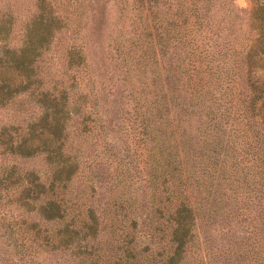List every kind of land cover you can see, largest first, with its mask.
<instances>
[{
  "label": "trees",
  "instance_id": "16d2710c",
  "mask_svg": "<svg viewBox=\"0 0 264 264\" xmlns=\"http://www.w3.org/2000/svg\"><path fill=\"white\" fill-rule=\"evenodd\" d=\"M114 1L0 0V264H262L264 5Z\"/></svg>",
  "mask_w": 264,
  "mask_h": 264
},
{
  "label": "rangeland",
  "instance_id": "374dc122",
  "mask_svg": "<svg viewBox=\"0 0 264 264\" xmlns=\"http://www.w3.org/2000/svg\"><path fill=\"white\" fill-rule=\"evenodd\" d=\"M103 1V7L106 8L107 13L109 15L108 19L110 24L117 16V10H116V4L114 0H101V3ZM234 8V11L237 13L234 30L235 34L240 36L241 38L246 37L247 34H249V29L252 28V23L255 22V15L257 13V6L262 4L264 5V0H229ZM105 5V6H104ZM107 19V20H108ZM251 40L249 39L247 43H249ZM87 49V55L89 59H91L94 62V66H96L98 69L103 66V68L110 69L111 68V55L110 51H108V47L104 40H91L86 45ZM255 52H253V57L257 61V65L254 67V72L256 76V80L258 85L262 86V91L260 93V96L257 99V106L261 109V111H264V50L260 48L259 45L254 46ZM9 74H11V71H8ZM13 75L15 77H18V75L12 71ZM6 120V115L3 113V111L0 112V124ZM35 165H38V162H31ZM257 167H255L256 169ZM256 172V170H254ZM259 174L256 173L255 179L252 183V194H253V201L259 202L257 203L259 208H264V185L261 183V180H259ZM254 212V211H253ZM257 213H263L262 216L258 217V220H256V224L252 227L248 228L247 232H245L241 227H236L233 231L235 235H238L239 238L237 240H240L243 238V235H248V240L246 242H249L248 246H251L252 243L255 246V250L257 254H259V259L262 261V264H264V211L255 210ZM227 227L225 226L223 230L221 231H212V234L214 237L217 238L218 246L221 248V243L219 241L222 238L228 237V232L226 234ZM211 234V235H212ZM241 235V236H240ZM244 244V243H243ZM248 244V243H246ZM6 248H9L11 251L8 252L9 255H12L13 247L12 244H8L7 241L4 240V237L0 233V259L2 256H6L7 252L5 251ZM6 252V253H5ZM18 257V254L14 255V258L16 259ZM47 259V258H46ZM38 260L42 261V255H39Z\"/></svg>",
  "mask_w": 264,
  "mask_h": 264
}]
</instances>
